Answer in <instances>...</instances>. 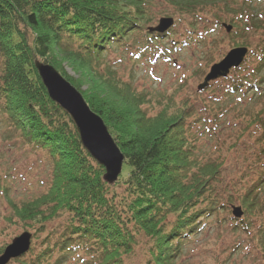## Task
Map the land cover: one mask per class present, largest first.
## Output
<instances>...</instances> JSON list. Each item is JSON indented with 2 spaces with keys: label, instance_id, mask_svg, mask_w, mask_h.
I'll list each match as a JSON object with an SVG mask.
<instances>
[{
  "label": "trees",
  "instance_id": "trees-1",
  "mask_svg": "<svg viewBox=\"0 0 264 264\" xmlns=\"http://www.w3.org/2000/svg\"><path fill=\"white\" fill-rule=\"evenodd\" d=\"M147 1L0 0V111L28 142L47 152L52 160V178L46 191L24 205L11 207L16 218L29 226L44 227L64 214L69 216L63 232L55 240L52 236L47 240L45 252L24 264H125L124 258L134 252L140 233L155 240L148 264H176L182 247L192 242L199 226L206 222L204 217L231 206V200L224 203L217 188L224 160L204 163L194 153V108L176 106L174 112L166 109L149 116L143 112L145 103L141 101L146 94H138L122 80L105 78L98 69L102 56L119 45L127 49L139 46L136 41L131 45L127 42L133 32L151 41L136 52L141 58L153 52L155 40L175 32L162 36L149 32L155 27L147 26L151 21ZM169 1L180 12L190 14L219 1L228 7V0ZM232 13L243 15L236 10ZM251 21L254 29H264L257 16ZM190 29L195 35V25ZM175 43L172 46H180ZM156 49L154 57L158 53L168 57L161 48ZM253 54L261 66L249 76L232 80L226 88L228 97L237 96L245 87L250 91L251 85L256 93L260 91L263 82L257 84L251 76L262 74L264 53ZM36 60L55 67L77 90L85 88L82 94L87 103L104 120L125 156L128 172L119 179L125 188L122 197L104 181L105 168L83 148L69 116L50 99L36 70ZM108 66L111 75L114 71ZM68 68L77 78L69 76ZM218 99L221 101L215 103L221 106L223 95ZM258 122L263 146L256 153L257 181L242 199L249 211L264 210L256 193L259 187L264 189L263 118ZM170 217H175L171 230L167 224ZM247 227L249 224L241 221L235 229Z\"/></svg>",
  "mask_w": 264,
  "mask_h": 264
},
{
  "label": "rangeland",
  "instance_id": "rangeland-1",
  "mask_svg": "<svg viewBox=\"0 0 264 264\" xmlns=\"http://www.w3.org/2000/svg\"><path fill=\"white\" fill-rule=\"evenodd\" d=\"M244 1L228 0L227 9L219 1L217 5L214 3L196 8L195 13L190 14L177 10L169 0H148L147 16L151 21L147 26H158L162 18H173L175 32L165 39L155 40L156 43L151 45L153 52L139 60L131 56V50L137 52L151 44V41L138 35L140 32H133L127 42L131 45L136 41L139 46L135 44L127 49L119 45L114 51L102 56L98 68L105 78L122 80L130 84L138 94H146L141 101L145 103L142 105L143 112L149 116H155L166 109L174 112L176 106L179 109L185 105L192 106L195 110L191 122L192 133L196 138V157L204 163L218 158L224 160L217 188L219 193H223L224 203L231 200V206L210 217H204L206 222L199 226V232L193 236L192 242L182 247L176 264H264V210L249 211L242 205L243 195L257 181L256 153L263 146L259 142L261 129L258 125L261 123L258 120H264V73L251 76V80L257 84L263 82L258 93L252 85L249 86L250 91L245 87L231 98L226 91L232 80L249 76L261 66L258 57L252 53H264V29H254L255 23L251 21L253 16H257L264 22V0H246L248 5H244ZM234 10L243 15L236 16L232 13ZM232 21L238 27L234 28L230 23ZM191 25L197 29L195 35L190 32ZM227 26H232L233 31L228 32ZM185 41L189 42L183 47ZM175 42L180 43L182 49L168 52ZM156 47L167 53L174 66L168 64L165 58L154 57ZM239 48H247L249 51L243 64L245 67L242 65L240 72L233 70L228 78L219 79L201 92L200 87L205 84L212 68ZM108 65L114 71L111 75L108 73ZM67 71L69 76L77 78V74L70 68ZM82 89L81 94L85 88ZM221 95L224 101L219 106L215 102L221 101L218 99ZM198 120L200 122L195 123ZM212 120L214 123L210 124ZM205 121L208 123L203 127ZM210 128L213 130L210 131ZM127 172V166L124 165L123 174ZM51 178L52 160L49 154L28 142L0 111V249L4 251L25 232L33 234L34 248L21 261L15 260L10 264H24L37 259L45 252L47 240L51 236L55 240L69 222L68 214H64L44 227L34 223L29 226L14 215L11 204L21 206L41 195L46 191ZM118 183L113 185L112 191L122 197L125 188L122 181ZM256 193L264 207V189L259 187ZM236 206L242 207L245 213L241 220L249 224L246 230L235 229L238 222L234 221L231 212L232 207ZM204 208L205 205L199 209ZM174 222L175 217L168 219V229H172ZM154 246L155 240L144 233L138 234L134 252L124 258L125 264H148Z\"/></svg>",
  "mask_w": 264,
  "mask_h": 264
},
{
  "label": "water",
  "instance_id": "water-1",
  "mask_svg": "<svg viewBox=\"0 0 264 264\" xmlns=\"http://www.w3.org/2000/svg\"><path fill=\"white\" fill-rule=\"evenodd\" d=\"M174 25L172 18H162L159 25L151 28L150 32L165 33ZM231 32L232 27L227 26ZM248 54L247 48L233 50L220 64L215 65L207 76L205 84L200 90L205 89L209 82L226 78L231 70L238 68ZM35 67L48 92L50 99L66 113L79 135L83 148L102 167L105 168L104 181L109 185L118 182L123 172L125 156L121 152L104 120L96 114L77 90L55 67L35 61ZM236 218L244 214L241 207L233 208ZM32 234L23 233L16 238L0 256V264H9L12 260L22 257L30 251Z\"/></svg>",
  "mask_w": 264,
  "mask_h": 264
},
{
  "label": "bare ground",
  "instance_id": "bare-ground-1",
  "mask_svg": "<svg viewBox=\"0 0 264 264\" xmlns=\"http://www.w3.org/2000/svg\"><path fill=\"white\" fill-rule=\"evenodd\" d=\"M59 71V70H58ZM60 72V71H59ZM264 72V70H262V73ZM61 73V72H60Z\"/></svg>",
  "mask_w": 264,
  "mask_h": 264
}]
</instances>
